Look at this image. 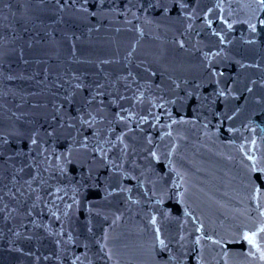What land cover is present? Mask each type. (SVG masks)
<instances>
[{
    "label": "snow or ice",
    "instance_id": "snow-or-ice-1",
    "mask_svg": "<svg viewBox=\"0 0 264 264\" xmlns=\"http://www.w3.org/2000/svg\"><path fill=\"white\" fill-rule=\"evenodd\" d=\"M117 5L118 0H54L53 8L60 13L68 11L85 24L90 23L91 19L100 24L110 17L114 18V14L123 16L128 24L132 20L143 19L144 25L156 23L157 28L165 27L168 30H171L170 25L179 23L183 31L175 29L177 34L173 43L180 49H185L186 33L193 28V24L187 22L202 16L205 28L211 29V35L218 39V44L213 45L218 50L198 49L202 54L199 65L195 66L199 74L183 78L165 76L166 67H152L151 64L144 66L141 72L129 70L126 75L115 77L107 72L103 73L102 78L97 72H73L67 79L63 74L59 75L54 85L57 91L51 93V101L34 103L30 111L20 116L13 112L15 121L11 125L0 121V128L5 129L4 134L0 135V203H3L0 212H4L5 219H8L10 213H19L22 206H26L22 215L27 217L32 216L36 209H40V212L47 209L49 217L60 222V231L52 232L48 224H38L35 220L32 223L57 237V251L53 253L57 264H93L87 255L93 242L99 244L100 251L111 260L110 250L105 252L106 244L100 243L101 237L96 236L92 225V217L102 215L100 201L92 197H99L102 192L103 201H109L118 195L129 194L125 202L138 204L141 202L139 199H131L133 187L126 186L135 180L136 188L144 189L140 195L146 197L149 204L147 215L152 241L147 248L146 264H185V257L192 259L188 243L192 245L191 252L197 254V264H205L203 241L220 245L221 240H213L211 235L204 232V224L199 217L193 218L190 234L201 235H196L190 242L183 230L177 239L176 236H165L157 226L158 216L153 214L156 209L152 202L161 205L170 193L183 202L184 193L179 189L184 186V174L173 160L177 144L172 142L166 146V152H161L160 145L143 126L171 129L174 125H188L211 137L213 121L220 128L223 121H232L241 112L240 107L229 105V97L235 98L233 86L221 83L224 73L217 71L215 64L219 62L218 58H225L224 49L219 46L232 43L227 36L235 24L246 25L251 34L264 30V0H250L244 6L247 11L243 19L236 17L231 5L225 16L224 0H217L214 6L202 5L201 0H127L121 6ZM5 7L10 5L6 4ZM129 15L131 20L128 19ZM213 18L219 21V29L213 27ZM136 30L143 34L140 27ZM16 41L15 35L11 40L0 37L3 47L0 55L7 57L18 51L19 60L27 64L25 47L33 48V38L29 37L19 50L15 46L9 47ZM34 42L39 44L40 40ZM244 42L251 45L256 40L247 39ZM132 54L129 52L126 58L130 59ZM109 63L111 61L102 60L97 67ZM240 66L244 67L242 64ZM14 78L7 77L10 80ZM208 86H212L211 92H208ZM61 89L62 92L59 91ZM246 91L251 93L252 88L247 87ZM128 92L131 95H127ZM146 99L148 107L144 113L136 112L134 109L137 105H143ZM262 102L264 97L256 100L257 104ZM125 104L129 106L125 107ZM152 109H160L161 113ZM185 111L189 112L188 118L182 115ZM252 115L257 113L253 111ZM259 115L264 116V108L260 109ZM162 116L166 122L159 124ZM233 131L235 129L232 127L227 129L229 133ZM165 137H172V131L161 133L160 139ZM251 143L255 145V139ZM161 157L167 160V173L164 172L165 165L160 162ZM247 159L252 163L250 167L245 165V187L249 190V199L259 201L264 197V159H258L254 154L248 155ZM153 161L158 163L154 165ZM6 198L14 201L16 207L9 208ZM257 207L261 208L259 216L262 219L255 224V230L243 225L233 233V240L246 241L264 261V245L257 240V235L264 233V207L259 203ZM81 209L88 213L86 222H82V234L71 228L78 223L75 217ZM160 215L169 218L168 211H162ZM184 215H189L187 209ZM103 219L107 220V215H103ZM119 219V216H115L113 223ZM64 225L69 226L66 240L62 239ZM13 235L19 237L21 233L13 231ZM24 239L31 240V237ZM102 239H109L107 229H103ZM71 245L82 246L83 253L77 255L71 252ZM12 250L21 251L20 248ZM229 255L222 249L224 264H228ZM44 259L50 260L52 257L45 256Z\"/></svg>",
    "mask_w": 264,
    "mask_h": 264
},
{
    "label": "water",
    "instance_id": "water-1",
    "mask_svg": "<svg viewBox=\"0 0 264 264\" xmlns=\"http://www.w3.org/2000/svg\"><path fill=\"white\" fill-rule=\"evenodd\" d=\"M126 2L127 0H118L117 6ZM201 2L202 5L214 6L217 0ZM249 2L250 0H224V15L227 16V8L231 5L236 17L243 19L247 11L244 6ZM53 3L54 0H43V3L41 0H0V37L11 40L15 35L17 41L9 47L15 46L17 50L29 37L33 38V48L25 47L24 58L28 61L27 64L19 60L18 51L7 57L0 55V121L8 125L15 121L13 112L20 116L21 113L30 111L34 103L51 101V93L57 91L54 85L61 74L65 79L73 72H97L100 73V78L107 72L115 77L126 75L129 70L141 72L144 66L151 64L152 67H166L165 76L183 78L199 74V69L195 66L199 65L202 54L198 49L218 50L213 47L218 44V39L211 35V29L205 28L202 16L187 22L192 23L193 28L186 33L185 49H180L173 43L174 35L177 34L175 29L183 31L179 23L170 25L171 30H168L165 27L157 28L156 23L144 25L143 19L132 20L128 24L123 16L114 14V18L110 17L100 24L95 19L85 24L68 11L57 12ZM6 4L10 7L6 8ZM215 11L219 15V10ZM128 19L131 20L132 17L129 15ZM137 27L141 28L143 34L136 30ZM213 27L220 28L219 21L215 18ZM227 38L232 43L219 46L224 49L225 58H218L219 62L215 67L217 71L224 73L221 83L233 86L235 98L229 97V105L240 107L241 112L232 121H223L220 128L213 121L210 126L213 133L211 137L188 125H174L171 129L143 126L152 134L156 144L160 145L161 152H166V146L172 142L177 144L173 160L184 174V186L179 189L184 193L183 202L170 193L163 204L155 205L152 202L156 209L153 214L158 216L157 226L165 236H176L178 239L183 230L189 242L196 235H201L190 234L193 218L199 217L203 221L204 232L211 235L213 240H221L220 245L203 241L205 264H224L221 259L222 249L230 253L228 264H264L259 259V254L246 241L233 240V233L238 232L243 225L255 230V224L262 219L259 216L261 208L257 204L264 207V197L259 201L249 199V190L245 187V165L250 167L252 163L247 156L254 154L258 159H264V116L259 115L264 102L256 103V100L264 97V30L251 34L246 25L235 24ZM247 39H255L256 43L246 44L244 41ZM35 40H40V43L36 44ZM198 41L201 43L198 44ZM2 51L0 44V52ZM129 52L133 54L127 59ZM102 60H109L111 63L102 64L98 68L97 65ZM8 76L15 78L10 80L7 79ZM247 87L252 88L251 93L246 91ZM211 91L212 86H208V92ZM127 95H131V92ZM128 106L125 104V107ZM147 107L146 99L143 105H137L134 110L143 114ZM152 111L161 113L160 109ZM253 111L257 115L253 116ZM182 115L188 118L189 112L185 111ZM165 122L162 116L159 124ZM229 127L235 131L227 132ZM4 131L5 129L0 128V135ZM168 131H172V137L161 140V133ZM253 139L256 141L255 145L251 143ZM160 162L165 165L164 172L167 173V160L161 157ZM157 163L153 161L154 165ZM157 170L159 171V167ZM126 186L133 187L131 199H139L140 203L125 202L129 194L118 195L109 201H103L102 192L99 197H92L100 201L102 212L101 216L92 217L94 231L97 237H101L100 243L106 244L105 252L110 250L112 255V259L108 260L106 254L100 251L99 244L93 242L87 253L93 264H146L147 248L152 241L147 215L149 204L147 198L140 195L144 189L136 188L135 180ZM5 202L9 204V208L16 207L14 201L6 198ZM2 207L3 203H0V208ZM186 209L188 216L184 215ZM24 211L26 206L20 207L19 213H10L8 219H5L4 212H0V264H57L53 256L57 251V237L49 235L43 227H35L32 221L48 224L52 232L61 230L60 222L52 220L47 209L43 212L36 209L30 217L23 216ZM162 211H168L169 218L165 219L160 215ZM103 215H107L108 219L104 220ZM115 216L120 219L113 223ZM87 218V211L81 209L75 217L78 223L71 228L82 234V222H86ZM64 229L62 239L66 240L69 226L64 225ZM103 229L108 231L107 241L102 239ZM13 231H19L21 236H14ZM29 236L31 240L24 239ZM257 240L264 245V233L258 234ZM69 247L77 255L84 251L82 246ZM187 247L192 259L185 257V264H197L198 257L191 252V243ZM14 248H20L21 251H13ZM250 252L255 254L244 255ZM45 256L52 259L45 260Z\"/></svg>",
    "mask_w": 264,
    "mask_h": 264
}]
</instances>
